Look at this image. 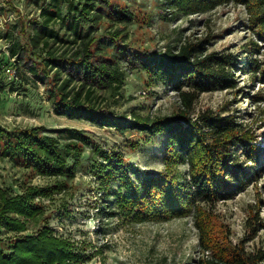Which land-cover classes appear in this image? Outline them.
Segmentation results:
<instances>
[{
	"label": "rangeland",
	"instance_id": "1",
	"mask_svg": "<svg viewBox=\"0 0 264 264\" xmlns=\"http://www.w3.org/2000/svg\"><path fill=\"white\" fill-rule=\"evenodd\" d=\"M107 1L131 10L134 17L124 25L103 20L95 31L101 34L118 29L125 35L123 41L127 45L124 53L117 54V64L124 71L120 94L98 91L103 110L119 121L131 120L135 114L166 116L180 110L182 103L177 92L155 82L136 67L131 54L134 50L165 52L171 47L210 37L204 45L207 53H231L238 62L237 68L231 71L234 87L196 93L190 116L194 120L206 111L223 113L251 128L254 144L262 149L256 179L252 178L229 200L201 204L208 251L199 247L193 210L183 217L144 221L136 211L131 213L115 204V214L106 216L102 208L103 187L111 179L106 176V170H101L105 164L97 151L124 156L127 174L117 180L114 190H120L127 178L140 183L145 177L160 173L183 174L185 166L173 165L164 159L165 135L149 136L131 128L120 131L57 115L46 84L25 72L23 65L16 63L9 53L11 36L26 44L41 3L0 0V9H3V12L0 10V126L8 130L42 126L53 135H57V129L77 128L84 130L90 140L82 148L80 164L71 178L41 176L30 167L0 157V192L7 197L23 195L28 187L49 186L46 196L34 199L38 207L36 216L31 220L18 218L25 222L24 230H9L0 223V261L10 257L17 241L36 235L44 226L52 237L68 243L76 253L83 252L87 256L83 264H197L198 259L212 252L230 249L252 255L263 252L264 80L261 73L264 39L258 35L255 25L249 26L246 8L230 3L204 14H174L175 19L168 20L169 15L166 16L157 0ZM251 43L259 46V52L249 56L245 51L253 46ZM254 60L259 68L252 80L248 78L251 70L247 64ZM257 94L260 97L255 98Z\"/></svg>",
	"mask_w": 264,
	"mask_h": 264
},
{
	"label": "trees",
	"instance_id": "2",
	"mask_svg": "<svg viewBox=\"0 0 264 264\" xmlns=\"http://www.w3.org/2000/svg\"><path fill=\"white\" fill-rule=\"evenodd\" d=\"M38 1V18L30 25L26 44L11 36L9 53L25 72L46 84L55 113L99 127L165 135L164 159L185 166L183 174L160 173L145 177L140 183L127 178L120 190H114L117 180L127 174L124 156L97 151L105 164L100 168L111 179L103 187L105 215L115 214V204L128 212L136 211L144 221L183 217L193 210L199 247L210 250L201 204L233 198L252 178L256 179L260 166L262 149L254 144L255 137L247 125L228 114L212 111L198 114L194 120L190 116L196 93L234 87L231 71L237 68L236 59L231 53H207L204 45L210 37L165 52L134 50L131 55L135 66L155 82L176 91L182 107L171 115L135 114L131 120L119 121L99 105L98 91L120 94L124 71L117 64V54L126 51L125 35L118 29L101 34L95 31L103 20L123 25L131 22V10L107 0H36L37 4ZM157 1L169 15L168 20L175 19L174 14H204L218 6L241 4L248 12L249 26L255 25L264 39V0ZM252 44L245 51L249 56L259 52V46ZM247 66L251 70L248 78L254 80L258 62L249 61ZM261 78L264 80V71ZM258 97L257 94L255 98ZM56 132L53 135L42 126L14 130L0 126V157L30 167L41 176L71 178L80 164L82 148L90 140L82 129L65 127ZM48 187H28L23 195L9 197L0 192V223L9 230H24L25 222L18 218L31 220L36 216L38 207L34 199L46 196ZM26 238L17 241L10 257L1 259L0 264H83L87 258L65 241L52 237L47 226ZM226 251L212 252L198 259L197 264H262L264 260V251L255 255L234 249Z\"/></svg>",
	"mask_w": 264,
	"mask_h": 264
},
{
	"label": "built area",
	"instance_id": "3",
	"mask_svg": "<svg viewBox=\"0 0 264 264\" xmlns=\"http://www.w3.org/2000/svg\"><path fill=\"white\" fill-rule=\"evenodd\" d=\"M6 71L8 72V71H9V69H6Z\"/></svg>",
	"mask_w": 264,
	"mask_h": 264
}]
</instances>
